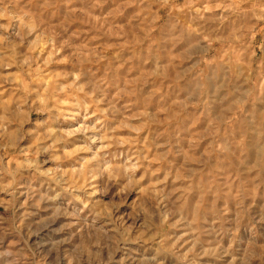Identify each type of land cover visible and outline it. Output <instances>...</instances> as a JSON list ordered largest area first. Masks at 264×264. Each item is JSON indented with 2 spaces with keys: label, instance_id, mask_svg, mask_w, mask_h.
I'll use <instances>...</instances> for the list:
<instances>
[{
  "label": "clouds",
  "instance_id": "clouds-1",
  "mask_svg": "<svg viewBox=\"0 0 264 264\" xmlns=\"http://www.w3.org/2000/svg\"><path fill=\"white\" fill-rule=\"evenodd\" d=\"M0 264H264V0H0Z\"/></svg>",
  "mask_w": 264,
  "mask_h": 264
},
{
  "label": "rangeland",
  "instance_id": "rangeland-1",
  "mask_svg": "<svg viewBox=\"0 0 264 264\" xmlns=\"http://www.w3.org/2000/svg\"><path fill=\"white\" fill-rule=\"evenodd\" d=\"M161 15L163 16V15H164V13L162 12V13H161ZM259 39H260V38L258 37V40H259Z\"/></svg>",
  "mask_w": 264,
  "mask_h": 264
}]
</instances>
